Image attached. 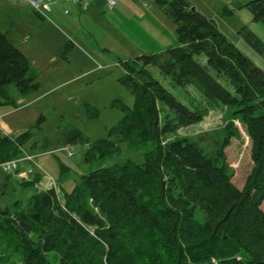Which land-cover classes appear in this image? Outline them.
<instances>
[{
    "label": "trees",
    "instance_id": "obj_1",
    "mask_svg": "<svg viewBox=\"0 0 264 264\" xmlns=\"http://www.w3.org/2000/svg\"><path fill=\"white\" fill-rule=\"evenodd\" d=\"M150 1L174 23L176 45L120 63L133 103H113L121 118L85 152L88 163L125 149L136 157L80 176L61 199L56 187H36L38 174L3 172L0 264H264V72L187 0ZM246 7L264 24V0ZM38 78L0 32V107L38 91ZM218 107L226 111L220 129L174 135ZM233 121L250 143L251 168L238 187L226 157L240 138ZM29 138V130L0 133V163L28 154ZM82 141L72 131L63 146ZM9 189L20 198L4 201Z\"/></svg>",
    "mask_w": 264,
    "mask_h": 264
},
{
    "label": "rangeland",
    "instance_id": "obj_2",
    "mask_svg": "<svg viewBox=\"0 0 264 264\" xmlns=\"http://www.w3.org/2000/svg\"><path fill=\"white\" fill-rule=\"evenodd\" d=\"M144 1L147 5L151 3L150 12L144 17L140 14L130 16L118 6L114 8L118 13L116 20L104 23L101 30L97 17L94 22L84 18L87 23L80 29L75 25L66 26L55 15H46L42 21L33 18L28 7H0V32L20 47L40 72V87L22 97L24 105H15L16 109L8 105L0 107V113L12 110L3 117L12 136L26 130L30 132L24 152L34 156V164H27L32 173L26 178L38 174L40 180L36 187H45V180L51 178L55 184L51 187H56L61 199V191H71L80 176L112 162H120L125 157H136L125 149L113 158L88 163L85 152L88 143L105 137L121 118V112L113 103L117 100L126 106L133 103L131 93L119 83L124 75L120 63L147 54V51L158 53L167 41L176 44L174 23L153 2ZM187 1L195 11L212 20L219 33L254 67L264 72V24L253 21L246 7L250 0ZM61 3L64 2L52 3V10L58 9ZM51 57L54 60L49 61ZM158 78L169 91L178 92L166 79ZM187 89L193 92L191 87ZM9 91L14 95V89ZM178 98L185 103L183 96ZM225 112L224 107L212 109L202 122L181 128L174 135L194 136L201 131L218 130L225 123ZM39 116L42 117L40 121ZM233 122L239 129L240 138L231 141L226 157L234 172L232 181L238 187L251 168L250 143L242 126ZM72 131L80 132L84 141L71 143L69 151L72 155L68 156L63 143ZM4 175L0 170V179ZM10 190L3 193L4 201L20 198L19 191L9 197Z\"/></svg>",
    "mask_w": 264,
    "mask_h": 264
},
{
    "label": "crops",
    "instance_id": "obj_3",
    "mask_svg": "<svg viewBox=\"0 0 264 264\" xmlns=\"http://www.w3.org/2000/svg\"><path fill=\"white\" fill-rule=\"evenodd\" d=\"M19 4L20 3H8V2H5L3 0H0V7H10V8L11 7H14V8L15 7H23V8L28 7L26 5H23V4L19 5ZM68 4L69 3H61L59 8L55 9V10H52V8H50V11L46 14H39V13L33 11L32 9H30L29 7H28L29 8L28 11L33 16V18L39 19L41 21L46 19L45 18L46 15H48L49 17L50 16L54 17V15H55V18L58 20H62L66 26L72 27L75 25L76 28H80V29H81V27H82L81 25L83 23H87V21L85 19L91 20V22L92 21L94 22L93 19L95 17H97L100 20V21H98L99 22L98 27L101 30L104 23L108 24L109 22H113L116 20V16L118 13L116 12V10H114L115 7L119 6L121 8V11H123V12L126 11L127 13H129L130 16L132 15L133 17H134V14H140L144 17L145 13H147L148 11L150 12V8H151L150 7L151 3L149 5L145 6L144 0H120L116 4V6L112 10H110L109 12L105 11L103 3L101 0H94L93 2H89L86 9L81 8L80 5H76V4L68 5ZM25 9H27V8H25ZM64 9L68 10L67 14L64 13ZM144 20H146V19L144 18ZM67 45L68 44H66V46ZM175 45H172V43H169L167 41V45L164 47V49L159 50L157 52L160 53V52L164 51L165 49L173 47ZM15 47L18 50H20L27 57V59L31 63V66L33 67L32 64L34 63V61H32L24 53V51L21 50L20 47H17L16 45H15ZM148 53H153V52L147 51V54ZM145 54H146V52H145ZM51 60H54V58L51 57L49 59V61H51ZM34 69L38 72V74H40V72L36 68H34ZM24 104H25L24 98H22V97H20L19 99L16 98V106L19 107V106H22ZM15 107H14V109L17 108V107L15 108ZM9 112L11 113L12 110L0 113V133L3 135H8V136L14 137V136H12V131L9 128V126L7 125V123H5L3 121V117L5 115L9 114ZM19 134H21V133H19ZM45 181H46V183L44 184L45 187H40L39 189H48V188H51V186H55V184L53 185V183H52L53 181L51 180V178H47Z\"/></svg>",
    "mask_w": 264,
    "mask_h": 264
},
{
    "label": "built area",
    "instance_id": "obj_4",
    "mask_svg": "<svg viewBox=\"0 0 264 264\" xmlns=\"http://www.w3.org/2000/svg\"><path fill=\"white\" fill-rule=\"evenodd\" d=\"M8 3H20L28 6L33 11L39 14H46L50 11L52 3L64 2L69 4L80 5L81 8L86 9L89 2L94 0H3ZM106 12L112 10L117 0H101ZM147 5L146 2L144 4ZM64 13L67 14L68 10L64 9ZM70 145L64 146L63 150L67 152L68 156L72 153L69 151ZM34 164V156L29 154H23L22 157L17 159L8 160L0 163V170L6 174H13L19 178H26L32 173L31 167L27 164Z\"/></svg>",
    "mask_w": 264,
    "mask_h": 264
},
{
    "label": "water",
    "instance_id": "obj_5",
    "mask_svg": "<svg viewBox=\"0 0 264 264\" xmlns=\"http://www.w3.org/2000/svg\"><path fill=\"white\" fill-rule=\"evenodd\" d=\"M192 10H194L193 8H191Z\"/></svg>",
    "mask_w": 264,
    "mask_h": 264
}]
</instances>
